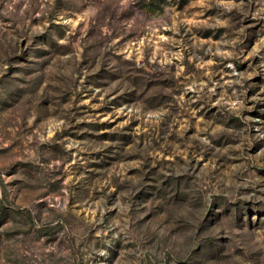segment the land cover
Here are the masks:
<instances>
[{
  "label": "rangeland",
  "instance_id": "374dc122",
  "mask_svg": "<svg viewBox=\"0 0 264 264\" xmlns=\"http://www.w3.org/2000/svg\"><path fill=\"white\" fill-rule=\"evenodd\" d=\"M0 264H264V0H0Z\"/></svg>",
  "mask_w": 264,
  "mask_h": 264
}]
</instances>
